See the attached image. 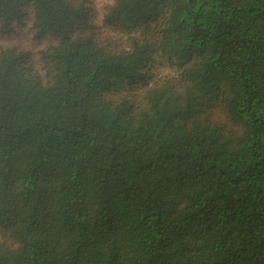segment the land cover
Segmentation results:
<instances>
[{
  "label": "trees",
  "instance_id": "trees-1",
  "mask_svg": "<svg viewBox=\"0 0 264 264\" xmlns=\"http://www.w3.org/2000/svg\"><path fill=\"white\" fill-rule=\"evenodd\" d=\"M0 264H264V0H0Z\"/></svg>",
  "mask_w": 264,
  "mask_h": 264
},
{
  "label": "rangeland",
  "instance_id": "rangeland-1",
  "mask_svg": "<svg viewBox=\"0 0 264 264\" xmlns=\"http://www.w3.org/2000/svg\"><path fill=\"white\" fill-rule=\"evenodd\" d=\"M25 38H28V37H24L22 38V40H24ZM20 44H23L25 46H28L27 43H22V42H19ZM170 62H168V59L166 60L165 58L163 57H156L154 59V73L155 75H158V74H163V73H173L175 70L172 65L169 64ZM39 67H42V66H39Z\"/></svg>",
  "mask_w": 264,
  "mask_h": 264
}]
</instances>
